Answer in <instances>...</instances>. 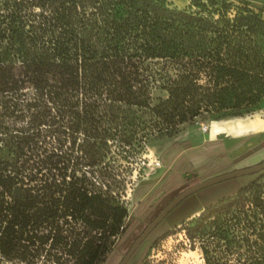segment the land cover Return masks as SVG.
Segmentation results:
<instances>
[{"label": "trees", "instance_id": "16d2710c", "mask_svg": "<svg viewBox=\"0 0 264 264\" xmlns=\"http://www.w3.org/2000/svg\"><path fill=\"white\" fill-rule=\"evenodd\" d=\"M227 11L213 0H0V264H102L128 225L114 163L185 125L254 112L264 17ZM253 201L264 211L260 192ZM234 204H210L193 229L230 243L221 216ZM258 226L247 247L264 260Z\"/></svg>", "mask_w": 264, "mask_h": 264}, {"label": "rangeland", "instance_id": "374dc122", "mask_svg": "<svg viewBox=\"0 0 264 264\" xmlns=\"http://www.w3.org/2000/svg\"><path fill=\"white\" fill-rule=\"evenodd\" d=\"M167 1L177 9L187 8L191 2ZM213 3L218 10L226 6L230 18L242 7L264 17V0H213ZM260 119H264V101L258 103L252 114L185 125L172 137L146 144L136 157L110 162L117 167V175L111 180L113 194L128 211L125 219L128 225L102 264H119L148 224L187 188L264 160V132H259L264 127L256 126ZM252 181H255L252 191L239 198L236 191ZM259 192L264 198V170L230 178L188 195L148 234L127 264H212L213 261L214 264H264V260L257 258L259 252L247 247L252 240L259 239L258 220L264 222V211L256 209L253 201ZM198 196L202 198L200 203L205 200L204 208L222 197L229 196L234 201L233 208L221 216L230 243L193 229L201 211L186 216L197 207L194 198L197 201ZM235 215L240 217L239 222H235Z\"/></svg>", "mask_w": 264, "mask_h": 264}, {"label": "water", "instance_id": "95a60500", "mask_svg": "<svg viewBox=\"0 0 264 264\" xmlns=\"http://www.w3.org/2000/svg\"><path fill=\"white\" fill-rule=\"evenodd\" d=\"M264 170V160L259 162L258 164L245 168V169H239V170H233L231 172H227L221 175H218L216 177L207 179L205 181L199 182L197 184L192 185L191 187L187 188L180 194H178L171 202H169L161 211L160 213L148 224V226L143 230V232L136 238V240L131 245L128 252L124 255L122 260L119 264H127V262L130 260L136 249L139 247V245L143 242V240L148 236V234L159 224L160 221L179 203L181 202L185 197L188 195L203 189L209 185H213L222 181H225L230 178L239 177L246 174H252L257 173Z\"/></svg>", "mask_w": 264, "mask_h": 264}, {"label": "crops", "instance_id": "0c3cea01", "mask_svg": "<svg viewBox=\"0 0 264 264\" xmlns=\"http://www.w3.org/2000/svg\"><path fill=\"white\" fill-rule=\"evenodd\" d=\"M261 101H264V100H261ZM256 126H259V127H264V119H260L259 121H257V125ZM250 128H252L251 126L249 127V129ZM259 132H264V128H261L260 130H259ZM215 134H216V132H215ZM226 142V141H225ZM229 143V142H228ZM227 145V144H226ZM201 196H198L197 197V201H196V197L194 198L195 199V202L197 203L196 204V206L197 207H195L192 211H190V213H188V215L186 216V218L187 217H189V216H192L193 214H195V213H197V212H199V211H201L204 207H205V205H204V201L205 200H202V203H200L201 202V199H199ZM216 199H214L212 202H214Z\"/></svg>", "mask_w": 264, "mask_h": 264}]
</instances>
